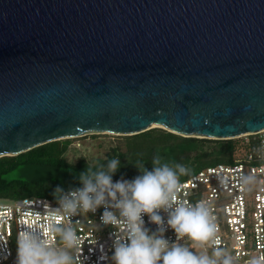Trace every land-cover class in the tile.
<instances>
[{
	"label": "water",
	"instance_id": "1",
	"mask_svg": "<svg viewBox=\"0 0 264 264\" xmlns=\"http://www.w3.org/2000/svg\"><path fill=\"white\" fill-rule=\"evenodd\" d=\"M154 127L264 128V0H0V157Z\"/></svg>",
	"mask_w": 264,
	"mask_h": 264
},
{
	"label": "clouds",
	"instance_id": "2",
	"mask_svg": "<svg viewBox=\"0 0 264 264\" xmlns=\"http://www.w3.org/2000/svg\"><path fill=\"white\" fill-rule=\"evenodd\" d=\"M119 164L118 158H112L95 169L88 167L79 176L83 185L79 189L64 193L58 187L56 222L52 223L50 218L44 229L58 242L53 244L45 239L37 227L26 228L17 238L16 264H82L80 237L72 223H61L60 217L71 221L81 212L94 213L100 207L104 208L101 222L122 229L113 242V264H233L231 255L218 246V228L207 203L193 204L178 196L180 177L190 169L164 161L157 154L151 170L140 163L137 168L141 175L130 181L113 182L112 174ZM161 211L167 214L166 222ZM145 215L157 225L155 232L150 233L145 227ZM165 223L174 231L177 241L187 238L204 250L198 253L178 242L170 243L163 235ZM248 264H260V260L253 258Z\"/></svg>",
	"mask_w": 264,
	"mask_h": 264
},
{
	"label": "built area",
	"instance_id": "3",
	"mask_svg": "<svg viewBox=\"0 0 264 264\" xmlns=\"http://www.w3.org/2000/svg\"><path fill=\"white\" fill-rule=\"evenodd\" d=\"M234 139L237 143L233 161L205 166L180 179L178 196L193 204L207 203L218 228V246L231 251L238 264H248L253 258L264 264V128ZM247 178L251 179L246 183ZM121 179L128 180L112 181ZM58 207V198L37 195L0 198V264H16L17 238L26 228H39L45 239L56 244L57 238L50 237L44 229L50 218L52 223L56 222L54 210ZM103 212L104 208L100 207L94 213L81 212L71 221L60 217L61 223L71 222L80 237L82 264H113V242L122 229L103 224L100 219ZM160 215L166 222L167 214L161 211ZM143 219L150 233L157 230L147 215ZM165 229L163 235L170 243L189 241L187 238L177 241L166 223Z\"/></svg>",
	"mask_w": 264,
	"mask_h": 264
},
{
	"label": "trees",
	"instance_id": "4",
	"mask_svg": "<svg viewBox=\"0 0 264 264\" xmlns=\"http://www.w3.org/2000/svg\"><path fill=\"white\" fill-rule=\"evenodd\" d=\"M104 157L94 162L79 158L70 161L66 154L70 138L52 140L16 155L0 157V198H20L37 195L57 199L55 190L62 191L83 186L80 174L88 167L95 169L107 160L118 158L120 164L112 174L114 178L134 179L141 175L140 163L152 169V159L159 154L164 161L180 163L190 169L181 176L185 179L195 171L216 163L233 161L236 139H208L187 137L154 127L130 135H118ZM253 139V138H252ZM253 141V140H252Z\"/></svg>",
	"mask_w": 264,
	"mask_h": 264
},
{
	"label": "rangeland",
	"instance_id": "5",
	"mask_svg": "<svg viewBox=\"0 0 264 264\" xmlns=\"http://www.w3.org/2000/svg\"><path fill=\"white\" fill-rule=\"evenodd\" d=\"M122 136V135H119ZM118 135L108 133H96L86 134L77 137H71L70 149L68 150L66 157L70 161H77L79 158H85L87 161L94 162L99 157H104L109 148L118 142ZM182 245H185L196 252H201L204 249L195 247L194 243L188 241ZM209 252L211 249H207ZM232 257V253L226 250ZM233 264H238L233 259Z\"/></svg>",
	"mask_w": 264,
	"mask_h": 264
}]
</instances>
